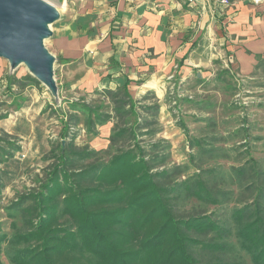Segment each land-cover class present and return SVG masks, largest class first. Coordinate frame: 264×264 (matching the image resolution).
<instances>
[{
	"label": "trees",
	"instance_id": "trees-1",
	"mask_svg": "<svg viewBox=\"0 0 264 264\" xmlns=\"http://www.w3.org/2000/svg\"><path fill=\"white\" fill-rule=\"evenodd\" d=\"M100 96L105 109L66 113L37 187L5 207L0 264H264V156H248L246 125L188 137V161L171 164L151 93ZM80 121L87 137L112 121L107 147L77 145ZM15 149L0 138V163Z\"/></svg>",
	"mask_w": 264,
	"mask_h": 264
},
{
	"label": "crops",
	"instance_id": "crops-1",
	"mask_svg": "<svg viewBox=\"0 0 264 264\" xmlns=\"http://www.w3.org/2000/svg\"><path fill=\"white\" fill-rule=\"evenodd\" d=\"M70 2L67 12L80 39L67 31L57 41L60 79L67 90L90 96L105 89L126 86L133 99L153 93L159 102V120L167 126L168 102L165 85L206 78L214 57L210 46L221 45L227 62L244 73L264 58V3L252 0H51ZM63 40L68 42L66 45ZM71 41V42H70ZM211 42V45L209 44ZM15 84V81L11 83ZM5 86V87H4ZM2 99L8 118L16 126L0 120V129L18 134L34 129L36 119L46 112L43 93L27 92L24 85H3ZM44 98V99H43ZM14 113V115H13ZM12 118V119H11ZM36 118V119H35ZM113 123L98 127V134L85 141L94 149L108 145ZM15 132V133H13ZM24 132V133H25ZM87 136V135H86ZM33 140L35 135H29ZM18 149L26 143L18 141ZM36 151V143L33 145ZM14 151V150H13Z\"/></svg>",
	"mask_w": 264,
	"mask_h": 264
},
{
	"label": "rangeland",
	"instance_id": "rangeland-1",
	"mask_svg": "<svg viewBox=\"0 0 264 264\" xmlns=\"http://www.w3.org/2000/svg\"><path fill=\"white\" fill-rule=\"evenodd\" d=\"M55 5L59 11V18L52 23L51 35L44 40L47 50L54 56L53 70L57 85V95L52 93L38 81L26 68L24 64L11 69L7 60L0 58V116H6L9 125L16 126L8 118L7 103L2 99L3 85L27 86V92H39L49 97L44 107L46 112L36 119L33 131L23 132L25 141L18 134H7L0 129V138L5 143H12L17 146L18 141L26 143L25 150L12 151V155L4 156L0 163V229L9 232L10 218L6 217L5 207L20 193L30 188L37 187L38 179L43 176V170L51 160L44 157L52 145L59 140V133L62 130V121L66 113H76L79 117L78 104L90 103L93 107L101 105L103 109L107 101L100 95L101 91L88 96L85 93L68 91L66 83L60 79L58 67L59 56L55 49L61 45L57 41L67 31H73L71 38L80 39V29L73 28L72 18L67 12L70 2L57 3L46 0ZM231 0L226 3L228 5ZM264 3V2H263ZM64 44H68L63 40ZM71 42V41H70ZM211 45V42L209 43ZM210 57H214L212 67L203 69L209 72L206 78L190 81H179L172 79L165 85V95L171 99L167 106V116L170 123L162 126L159 120L160 131L156 138L165 139L170 142L171 164H181L188 161L189 147L188 137H197L205 131H212L221 135H228L241 128L242 123L248 128L246 136V147L248 156L255 158L264 156V58L256 57L257 64L249 73H244L238 67L231 66L227 62V51L221 45L210 46ZM15 81L11 83V81ZM154 96V94L152 93ZM44 99V98H43ZM154 99L155 96H154ZM158 101V100H157ZM74 103L76 105H74ZM14 115V113H13ZM159 115V113H158ZM12 119V118H11ZM76 133L75 143L82 145L87 143V138L81 121L68 129V135ZM15 133V132H13ZM35 135L34 140L29 135ZM240 135L229 140L225 145L243 142ZM69 137L66 139L68 140ZM36 143V151L33 145ZM24 145V144H23ZM25 146V145H24ZM5 264L7 260L2 257Z\"/></svg>",
	"mask_w": 264,
	"mask_h": 264
},
{
	"label": "water",
	"instance_id": "water-1",
	"mask_svg": "<svg viewBox=\"0 0 264 264\" xmlns=\"http://www.w3.org/2000/svg\"><path fill=\"white\" fill-rule=\"evenodd\" d=\"M58 18L57 7L46 0H0V58L11 69L24 64L53 96L57 95L54 56L44 40Z\"/></svg>",
	"mask_w": 264,
	"mask_h": 264
},
{
	"label": "built area",
	"instance_id": "built-area-1",
	"mask_svg": "<svg viewBox=\"0 0 264 264\" xmlns=\"http://www.w3.org/2000/svg\"><path fill=\"white\" fill-rule=\"evenodd\" d=\"M230 0H219V2L221 3V4H226V3H228ZM254 3H263L264 2V0H252Z\"/></svg>",
	"mask_w": 264,
	"mask_h": 264
},
{
	"label": "bare ground",
	"instance_id": "bare-ground-1",
	"mask_svg": "<svg viewBox=\"0 0 264 264\" xmlns=\"http://www.w3.org/2000/svg\"><path fill=\"white\" fill-rule=\"evenodd\" d=\"M51 27V26H50Z\"/></svg>",
	"mask_w": 264,
	"mask_h": 264
}]
</instances>
